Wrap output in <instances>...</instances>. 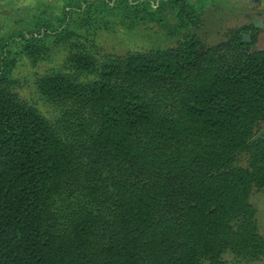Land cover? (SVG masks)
Returning <instances> with one entry per match:
<instances>
[{
    "label": "trees",
    "instance_id": "obj_1",
    "mask_svg": "<svg viewBox=\"0 0 264 264\" xmlns=\"http://www.w3.org/2000/svg\"><path fill=\"white\" fill-rule=\"evenodd\" d=\"M59 1L0 38V264H263L256 27L213 43L209 0ZM154 25L169 45L96 38ZM55 45L62 60L29 80L50 117L14 70L52 62Z\"/></svg>",
    "mask_w": 264,
    "mask_h": 264
},
{
    "label": "rangeland",
    "instance_id": "obj_2",
    "mask_svg": "<svg viewBox=\"0 0 264 264\" xmlns=\"http://www.w3.org/2000/svg\"><path fill=\"white\" fill-rule=\"evenodd\" d=\"M208 8L204 15L205 29L207 30L208 40L216 42L222 39L223 33L228 28L240 27L243 25H253L254 18L259 17L260 9L256 4L264 6V0H209ZM255 2V3H254ZM39 4H52L57 6L59 0H0V38L8 33L19 29V19L25 17ZM264 15V9H262ZM259 15V16H258ZM174 18L170 16L169 23H173ZM264 25L256 30L258 48H264ZM251 34V32H250ZM97 41L107 47L119 52L126 50H140L155 47L157 45H169L172 40L166 36L163 26L154 25L152 30L141 28L137 31H129L122 27H116L112 31H101L97 35ZM252 39V34H251ZM13 49L17 50V46ZM64 46H52V62L33 67L27 60L19 64L14 70V75L21 78L28 85L22 90V95L38 101L40 109L50 117L58 115L59 111L52 105L46 104L34 91L32 80L34 72L43 71L49 64L62 60L65 52ZM252 202L257 207V217L261 233L264 236V191H259L252 195ZM229 264H243L236 261V258L227 253L225 255ZM264 264V261H263Z\"/></svg>",
    "mask_w": 264,
    "mask_h": 264
},
{
    "label": "water",
    "instance_id": "obj_3",
    "mask_svg": "<svg viewBox=\"0 0 264 264\" xmlns=\"http://www.w3.org/2000/svg\"><path fill=\"white\" fill-rule=\"evenodd\" d=\"M263 20L259 17L254 18L253 26L254 27H262ZM242 40L246 42H251V34L250 33H243Z\"/></svg>",
    "mask_w": 264,
    "mask_h": 264
},
{
    "label": "crops",
    "instance_id": "obj_4",
    "mask_svg": "<svg viewBox=\"0 0 264 264\" xmlns=\"http://www.w3.org/2000/svg\"><path fill=\"white\" fill-rule=\"evenodd\" d=\"M255 3V2H254ZM256 8L257 9H260V11H259V15L263 18V25H264V15H262L263 14V12H262V9H264V6L262 7L261 5H258V4H256ZM258 15V16H259ZM253 18H255V17H253ZM264 27V26H263ZM260 28H262V27H256V30H259Z\"/></svg>",
    "mask_w": 264,
    "mask_h": 264
}]
</instances>
